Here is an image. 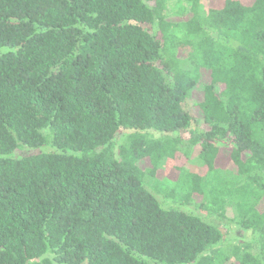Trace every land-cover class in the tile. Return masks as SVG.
<instances>
[{"label":"trees","instance_id":"trees-1","mask_svg":"<svg viewBox=\"0 0 264 264\" xmlns=\"http://www.w3.org/2000/svg\"><path fill=\"white\" fill-rule=\"evenodd\" d=\"M206 1L0 0V264H264V0Z\"/></svg>","mask_w":264,"mask_h":264},{"label":"rangeland","instance_id":"rangeland-1","mask_svg":"<svg viewBox=\"0 0 264 264\" xmlns=\"http://www.w3.org/2000/svg\"><path fill=\"white\" fill-rule=\"evenodd\" d=\"M222 1L223 0H207L201 5V8L205 11L209 8H216L222 4ZM240 1H242L244 4H251L254 0H240ZM172 20L179 21L180 18L172 17ZM208 83H209V73L202 71L198 88L195 91H193L190 98L186 101L184 105L185 110L194 118V121L191 124V129L193 130H198V131L203 130V127L201 124L202 115H201V112L198 106L203 100V94L201 91L202 87ZM129 133H130L129 131H125L122 129L119 130V132L116 134L115 139H114L115 144L118 145L120 142H122L125 139V136ZM153 135L155 137L160 136L159 133H153ZM174 136L181 137L185 141V143L187 142L188 137H189L187 134H180V135L174 134ZM216 145L219 147V154L217 157L216 166L218 168L226 169L227 171L233 172L235 168L230 160L231 142L225 140V141L217 142ZM187 147L189 149L188 159L182 156L183 158L180 157L175 161L169 162V164L167 163V165L158 172L157 179L174 181L178 175L175 168H178L180 166H184L185 168L192 170V171L197 170V168L199 167V162L197 159L199 148L193 147L192 149H190L191 147L188 146V144H187ZM41 151H50V150L48 148H44V149H41ZM138 167L140 169L147 168L149 167V163L147 160H143L138 163ZM199 202H200V198H195L194 204L190 206L182 207V210L189 212L193 215H197L208 223H212L214 225H218L221 227V230L223 233V241L220 245L214 247L213 248L214 250H228L231 248V246H238L244 242H248L252 240V235L250 232L242 231L238 229L234 224H229L228 222L219 221L215 218V216L207 217L204 212L199 210L198 208ZM161 206L162 208H165L163 207V205ZM260 210L261 211L264 210V203L260 206ZM226 216L227 218L230 219L232 218L233 214L231 211H228L226 213ZM209 251L210 250H207L204 254L209 253ZM228 264H235V263L231 261Z\"/></svg>","mask_w":264,"mask_h":264}]
</instances>
